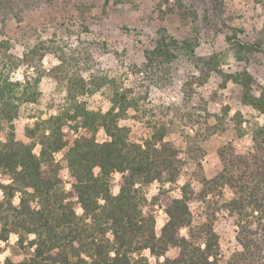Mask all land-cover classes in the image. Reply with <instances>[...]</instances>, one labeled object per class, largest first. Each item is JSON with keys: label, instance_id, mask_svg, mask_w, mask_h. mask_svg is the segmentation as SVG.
I'll return each instance as SVG.
<instances>
[{"label": "trees", "instance_id": "16d2710c", "mask_svg": "<svg viewBox=\"0 0 264 264\" xmlns=\"http://www.w3.org/2000/svg\"><path fill=\"white\" fill-rule=\"evenodd\" d=\"M211 1L220 10L222 0ZM254 1L264 7V0ZM175 3L171 13L188 27L187 36L160 33L144 50L145 62L129 69L165 86L183 59L196 75L188 77L179 105L141 106L121 76L100 69L105 41L78 40L72 47L39 40L17 56L8 40H0V243L16 236L11 249L22 255L4 264H264V86L246 68H221L229 56L248 64L264 54V30L244 41L237 38L241 30L226 24L225 52L199 57L198 14ZM47 55L56 59L48 70ZM211 75L219 78V89L235 87L216 112L202 99L192 102L193 85ZM45 80L55 90L47 100ZM98 91L107 97L106 110L89 105ZM235 103L252 114H231ZM21 116L28 122L18 138ZM130 118L143 124L144 136L124 123ZM230 124L236 137L249 136V144L243 150L232 141L219 146L220 169L208 177L206 144ZM174 133L178 144L170 138ZM158 210L164 214L159 229ZM220 215L235 227L237 249L229 256L215 230Z\"/></svg>", "mask_w": 264, "mask_h": 264}, {"label": "rangeland", "instance_id": "374dc122", "mask_svg": "<svg viewBox=\"0 0 264 264\" xmlns=\"http://www.w3.org/2000/svg\"><path fill=\"white\" fill-rule=\"evenodd\" d=\"M180 1L198 14L201 30L195 54L199 57L213 52H225L228 48L224 39L228 32L226 24L230 28L241 30L242 33L237 38L244 41L254 39L256 32L264 30V7L254 0H222L220 10L216 9V4L214 5L211 0ZM174 4L175 0H0V40H8L11 44L10 52L17 56L39 40H61L72 47L77 45L78 40L105 41L108 50L98 59L100 69L110 76H121L123 86L133 88L134 94L140 96L143 102L141 106L153 108L162 104L179 105L184 99L183 87L188 77L191 74L196 75L193 68L183 59L176 60L173 72L170 71L171 81L165 86L154 85L142 73L135 76L129 69L132 65L145 62L144 50L153 46L160 33L169 34L177 40L187 36L188 27L183 26L177 16L171 13ZM78 7H81L80 11ZM219 28L223 33L219 32ZM55 65V57L47 55L43 59L46 70ZM221 68L226 72L246 68L256 84L264 86V54L252 57L248 64L237 62L229 56ZM21 74L22 69L13 76L21 78ZM83 76L87 78L88 73ZM219 83V78L211 75L206 83L193 85L195 95L192 102L197 103L202 99L208 108L218 111L223 104L229 102L230 92L235 91L231 84L221 90ZM41 88L46 100L49 95L55 94L54 84L48 80L42 82ZM215 94L218 97L213 99ZM106 98L103 91H98L88 99V102L91 107L93 102L95 107L100 106L106 110L109 107ZM232 108L231 114L235 110H240L247 118L252 114L249 109L238 103L233 104ZM27 122L28 118L25 116L16 121L18 138H23V127ZM124 123L136 134L143 136L146 134L145 127L139 121L130 118ZM170 138L176 144L179 143L177 134H172ZM227 141L234 142L238 149L243 150L249 144V136L236 137L230 124L225 135L215 136L208 141L206 144L208 154L203 159L208 177L219 171L220 164L216 151ZM118 180L119 176L113 175L111 182L113 193L118 190ZM154 191L155 186L150 187L149 194H153ZM15 201L17 202V199ZM156 218L159 229L164 223V214L161 210L156 212ZM215 230L219 236L222 253L229 256L237 249L234 240L235 227L224 215H220ZM15 242L16 236L12 235L8 244L0 243V247L4 249L0 254V264H4L5 258L12 262L22 258V255L11 249ZM175 252L170 250L168 255L172 256ZM150 262L155 264L153 259H150Z\"/></svg>", "mask_w": 264, "mask_h": 264}]
</instances>
